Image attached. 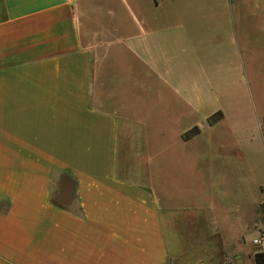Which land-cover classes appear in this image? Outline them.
<instances>
[{"label": "crops", "instance_id": "crops-1", "mask_svg": "<svg viewBox=\"0 0 264 264\" xmlns=\"http://www.w3.org/2000/svg\"><path fill=\"white\" fill-rule=\"evenodd\" d=\"M262 13L0 0V264H230L214 199L177 202L161 172L199 123L240 106L262 69L242 29L261 31Z\"/></svg>", "mask_w": 264, "mask_h": 264}, {"label": "rangeland", "instance_id": "rangeland-1", "mask_svg": "<svg viewBox=\"0 0 264 264\" xmlns=\"http://www.w3.org/2000/svg\"><path fill=\"white\" fill-rule=\"evenodd\" d=\"M262 21L261 31L249 23L242 29L248 53L262 61V69H247L240 106L230 107L213 127L199 123L206 128L196 148L212 157V165L211 158L209 164L200 163L189 145L161 172L177 202L214 199L218 212L211 221L222 233L230 264H254V254L263 251L253 239L264 224V0Z\"/></svg>", "mask_w": 264, "mask_h": 264}, {"label": "trees", "instance_id": "trees-1", "mask_svg": "<svg viewBox=\"0 0 264 264\" xmlns=\"http://www.w3.org/2000/svg\"><path fill=\"white\" fill-rule=\"evenodd\" d=\"M223 112L218 111L215 114L211 115L208 118V122L210 125H215L217 122H219L223 118ZM200 127L194 126L190 130L183 133V139L184 140H190L196 135L200 133ZM255 264H264V250L263 251H257L254 255Z\"/></svg>", "mask_w": 264, "mask_h": 264}, {"label": "built area", "instance_id": "built-area-1", "mask_svg": "<svg viewBox=\"0 0 264 264\" xmlns=\"http://www.w3.org/2000/svg\"><path fill=\"white\" fill-rule=\"evenodd\" d=\"M258 233L259 234L253 239V242L264 250V224L259 226Z\"/></svg>", "mask_w": 264, "mask_h": 264}]
</instances>
